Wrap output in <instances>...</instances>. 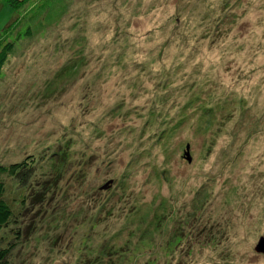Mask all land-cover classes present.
Returning a JSON list of instances; mask_svg holds the SVG:
<instances>
[{
  "label": "rangeland",
  "instance_id": "374dc122",
  "mask_svg": "<svg viewBox=\"0 0 264 264\" xmlns=\"http://www.w3.org/2000/svg\"><path fill=\"white\" fill-rule=\"evenodd\" d=\"M14 20L0 164L34 170L6 178L7 264H264V0H1Z\"/></svg>",
  "mask_w": 264,
  "mask_h": 264
},
{
  "label": "trees",
  "instance_id": "16d2710c",
  "mask_svg": "<svg viewBox=\"0 0 264 264\" xmlns=\"http://www.w3.org/2000/svg\"><path fill=\"white\" fill-rule=\"evenodd\" d=\"M6 2L18 11L28 5V0H6ZM17 21L14 20L9 23L0 37V78L10 55L16 48L17 41H20L23 36L30 38L35 35V31L32 28L34 22L27 25L25 30L20 31L18 29L19 24H16ZM33 162L34 159L30 158L21 162H13L9 165L0 164V232L10 227L17 218L14 208L7 198L6 178H10L16 183L22 184V186L27 184L34 170ZM5 239V236H0V264L9 262V256L13 248L10 246L12 242H6Z\"/></svg>",
  "mask_w": 264,
  "mask_h": 264
},
{
  "label": "water",
  "instance_id": "95a60500",
  "mask_svg": "<svg viewBox=\"0 0 264 264\" xmlns=\"http://www.w3.org/2000/svg\"><path fill=\"white\" fill-rule=\"evenodd\" d=\"M189 145L187 146V152H186V155H187V159L188 161H191V156L189 154ZM258 253H264V236L260 238L257 246H256V249H255Z\"/></svg>",
  "mask_w": 264,
  "mask_h": 264
}]
</instances>
